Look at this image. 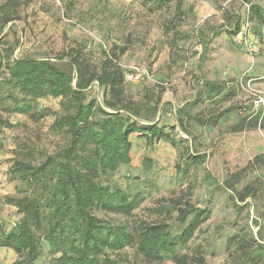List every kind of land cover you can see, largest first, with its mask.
<instances>
[{
	"label": "rangeland",
	"instance_id": "1",
	"mask_svg": "<svg viewBox=\"0 0 264 264\" xmlns=\"http://www.w3.org/2000/svg\"><path fill=\"white\" fill-rule=\"evenodd\" d=\"M176 6L175 0L166 5L150 0H0V50L13 59H50L70 71L68 52H81L99 68L106 46L124 72L140 67L141 82L126 81L130 98L144 105L139 126L159 121L177 143L148 145L143 137L132 136L133 163L110 181L139 192L143 202L131 218L99 216L131 226L173 224L177 214L159 206L182 197L211 215L188 243L152 264H264V50L252 58L228 35L237 22L248 19L264 45V0H184L181 15ZM252 6H259L258 14L248 15ZM2 74L0 80L8 76L4 69ZM208 82L217 89L210 91ZM87 95L103 104L105 90L93 87ZM39 105L48 110L41 119L10 113L0 92V239L20 220L6 199L16 196L17 183L9 181L15 160L42 158L66 144L63 132L53 129L59 100L47 98ZM193 154L205 161L190 164L187 157ZM209 173L216 183L205 179ZM179 231L177 224L174 234ZM244 250L253 251L252 257ZM123 253L125 264H149L134 248ZM182 256H188L187 263L178 261ZM16 259L12 250L0 248V264Z\"/></svg>",
	"mask_w": 264,
	"mask_h": 264
},
{
	"label": "trees",
	"instance_id": "2",
	"mask_svg": "<svg viewBox=\"0 0 264 264\" xmlns=\"http://www.w3.org/2000/svg\"><path fill=\"white\" fill-rule=\"evenodd\" d=\"M150 1L166 5L169 0ZM183 1L175 0L180 15ZM259 9L252 6L247 13L253 15ZM243 25L237 22L228 35L236 38ZM250 37L263 51L252 28ZM103 49L99 68L84 59L81 52H68L70 71L50 59H13L0 50V77L4 75L2 69L8 73L0 80V92L11 105L10 113L41 119L48 110L41 109L40 100H59L60 112L53 129L66 137L65 146L56 153L38 159L28 155L27 160H15L10 169L9 181L17 183L16 196L6 199L8 205L16 208L20 220L1 237L0 248L17 255L14 264H125L128 260L123 251L130 247L149 264L161 263L179 245L188 243L211 215L207 208H197L181 197L173 198L171 205L159 206L169 215L177 214L175 224L138 222L131 226L99 216L104 213L131 218L143 202L139 192H128L110 181L120 168L133 163L132 136L143 137L148 145L161 141L173 146L177 143L159 121L146 128L139 126L144 105L130 98L127 72L106 51V46ZM97 86L105 90L103 104L88 99L87 91ZM205 86L210 91L217 89L210 82ZM158 95L154 112L160 105ZM145 101L153 103L150 99ZM187 161L200 164L205 156L189 155ZM176 171H181L179 164ZM205 179L217 182L210 173ZM244 199L241 197V201ZM177 224L180 231L174 234ZM240 247L244 248L241 244ZM252 254L250 250L243 253L248 258ZM177 259L187 263L188 256Z\"/></svg>",
	"mask_w": 264,
	"mask_h": 264
},
{
	"label": "built area",
	"instance_id": "3",
	"mask_svg": "<svg viewBox=\"0 0 264 264\" xmlns=\"http://www.w3.org/2000/svg\"><path fill=\"white\" fill-rule=\"evenodd\" d=\"M251 23L247 19L240 29L239 33L236 36V39L244 45L247 53L250 57H256L260 51L261 48L258 46L255 42L251 40ZM143 76V70L140 67L132 66L130 67L129 72L126 75V81L132 82V83H139L142 80ZM243 81V80H242ZM264 103V98L261 100Z\"/></svg>",
	"mask_w": 264,
	"mask_h": 264
},
{
	"label": "crops",
	"instance_id": "4",
	"mask_svg": "<svg viewBox=\"0 0 264 264\" xmlns=\"http://www.w3.org/2000/svg\"><path fill=\"white\" fill-rule=\"evenodd\" d=\"M263 32H264V29H263ZM262 46H264V45H262ZM262 50H264V49H262Z\"/></svg>",
	"mask_w": 264,
	"mask_h": 264
}]
</instances>
